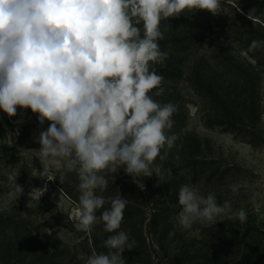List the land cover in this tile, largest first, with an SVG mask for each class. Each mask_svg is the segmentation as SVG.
I'll return each mask as SVG.
<instances>
[{"label": "rangeland", "instance_id": "1", "mask_svg": "<svg viewBox=\"0 0 264 264\" xmlns=\"http://www.w3.org/2000/svg\"><path fill=\"white\" fill-rule=\"evenodd\" d=\"M218 11L179 15L186 19L178 31L200 33V41L181 53L183 78L167 82L160 95H151L161 103L172 95L180 97L181 127L168 132L177 136L175 146L165 161L154 162L162 174L138 177L144 185L140 189L122 167L106 174L104 192L97 190L106 199L119 195L128 199L121 229L136 245L123 253L126 264H264V48L250 50L253 40H264V0H221ZM186 20L200 26H189ZM197 70L213 77L233 118L247 122L250 129L242 134L225 130L214 105L188 82ZM250 102L256 118L245 121L244 104ZM49 124L45 120L41 125L30 109H18L14 117L0 110V229L9 233L18 228L24 234L14 245L8 234L11 243L0 264H45L39 255L48 253L57 264H84L93 252L107 251L103 242L111 233L104 232L102 224L90 232L74 228L80 195L76 173H63L61 184V172L54 170L57 178L50 180L53 177L39 172V159L31 161L28 150L39 149L36 141ZM183 184H194L204 195L214 193L220 204L230 201L233 211L245 209L246 223L221 217L218 220L223 221L211 226L181 228L177 198ZM233 184L239 186L236 193L231 191ZM17 185L23 189L20 195ZM32 189L42 195L37 206L29 208ZM161 213L164 216L159 217ZM26 239L34 245L29 247Z\"/></svg>", "mask_w": 264, "mask_h": 264}, {"label": "clouds", "instance_id": "2", "mask_svg": "<svg viewBox=\"0 0 264 264\" xmlns=\"http://www.w3.org/2000/svg\"><path fill=\"white\" fill-rule=\"evenodd\" d=\"M220 8L221 0H0V110L14 117L30 109L41 125L50 122L36 141L39 149L28 150L31 161L38 158L39 172L50 180L61 172V184L63 173H76L74 228L90 232L102 224L111 233L103 242L107 251L93 252L84 264H126L123 253L136 245L121 229L128 199L96 194L107 189L106 174L123 167L143 189L137 178L160 176L154 162L165 161L175 146L177 136L168 132L177 106L149 95L162 84L156 66L169 55L159 44L162 21L198 10L215 15ZM258 48L264 40L251 42L250 50ZM37 190L29 192V208L39 202ZM177 201L183 229L221 217L247 221L245 209L233 211L230 201L220 204L194 184H183Z\"/></svg>", "mask_w": 264, "mask_h": 264}, {"label": "trees", "instance_id": "3", "mask_svg": "<svg viewBox=\"0 0 264 264\" xmlns=\"http://www.w3.org/2000/svg\"><path fill=\"white\" fill-rule=\"evenodd\" d=\"M181 17H172L167 20H163L161 24V29L164 31L165 39L159 41L161 50L168 52V59L166 60L164 65H157V74L161 75L163 77L162 84L158 88H154L152 92L149 93V95H155V93L159 90H161L167 82L169 81H176L179 82L183 78V58L181 56V53H183L188 45H192L194 42L200 41L199 35L200 33H192L191 31H178V29L182 28V23H184V20ZM189 26L197 25L200 26V23H196L193 21L186 20V22ZM204 30V28H203ZM199 70L193 74L188 79L189 84L191 87L196 90L197 92H200L204 94L211 102V104L214 105V111L215 114H218L220 119L224 120V126L225 130L229 133H240L246 132V130L250 129L249 124L247 122L240 123L237 122L235 117L233 118V114L229 111L227 108L228 104L227 101L222 100L219 95L216 92V86L215 81L213 80V77H204L205 75L202 73H198ZM178 95H172L171 97L164 99V103L172 102L177 107L180 105ZM245 103V101H244ZM250 103L244 104L245 107V121H254L256 116L252 113V109L250 107ZM174 121L175 127L180 126V120L177 116V111L173 114L171 117ZM222 123V124H223ZM255 123V122H253ZM216 124V123H215ZM252 124V123H251ZM164 216V213H161L159 215ZM164 219V218H163ZM5 229H0V259L4 258V256L7 255L6 247L11 243V241L6 240L8 237V234H10L9 238H12L13 242L12 244H19L21 236L24 234H21V231L18 230V228L14 229L13 231L10 229L9 233L4 232ZM256 230V229H255ZM28 238V237H25ZM27 244L29 247L34 245L33 241L31 239H26ZM36 252V251H35ZM42 254V253H41ZM42 257V258H41ZM39 258L43 259L45 264H57V260L51 256L49 253L48 255L42 256L39 255Z\"/></svg>", "mask_w": 264, "mask_h": 264}]
</instances>
